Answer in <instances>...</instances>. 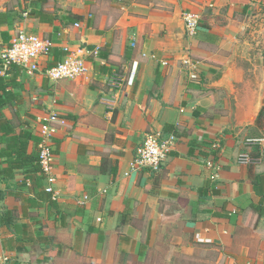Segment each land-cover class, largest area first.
Segmentation results:
<instances>
[{"label":"crops","instance_id":"crops-1","mask_svg":"<svg viewBox=\"0 0 264 264\" xmlns=\"http://www.w3.org/2000/svg\"><path fill=\"white\" fill-rule=\"evenodd\" d=\"M184 12L199 16L193 36ZM0 15V52L17 29L52 42L45 66L67 49L92 52L74 80L17 67L2 76L18 73L13 91L32 133L51 132L56 181L47 193L22 170L0 176V258L264 264V147L244 145L264 138V0H0ZM3 115L13 120L11 108ZM150 133L175 138L156 172L133 167ZM245 151L255 164L239 163Z\"/></svg>","mask_w":264,"mask_h":264},{"label":"built area","instance_id":"built-area-1","mask_svg":"<svg viewBox=\"0 0 264 264\" xmlns=\"http://www.w3.org/2000/svg\"><path fill=\"white\" fill-rule=\"evenodd\" d=\"M182 19L185 33L193 36L199 24V16L192 12H184ZM74 26L79 27V24L77 23ZM51 48L52 42L50 40L24 29H17L8 45L0 52V75H7L12 67H17L28 75L40 73L51 82L74 80L86 74L87 57L89 54H92L87 48L77 47L72 50L67 49L63 61L53 66H45L44 61L49 57ZM93 53L97 54V51ZM110 85L112 87L119 86L118 80L115 77L111 78ZM114 104L110 101L106 103V106L109 110H112ZM50 135L51 132L45 127L41 135L42 142L39 145V165L43 180L45 181V191L47 193H54L53 185L56 181L55 156L53 147L49 141ZM174 143L175 138L173 135L165 137L160 133L147 134L135 150L133 167L150 172L158 171L168 152L174 146ZM244 145L247 151L254 148L262 149L264 147V138H247ZM238 161L240 164L247 166H251L257 162L246 151L238 156ZM206 167L212 170L209 176L210 179H215L213 161L207 160ZM7 260V257H1L0 264H8Z\"/></svg>","mask_w":264,"mask_h":264},{"label":"trees","instance_id":"trees-1","mask_svg":"<svg viewBox=\"0 0 264 264\" xmlns=\"http://www.w3.org/2000/svg\"><path fill=\"white\" fill-rule=\"evenodd\" d=\"M7 16L0 15V26L6 23ZM71 22L81 20L78 16H70ZM12 74L8 78L0 76V176L12 177L13 170H22L25 180L36 182L43 178L39 165V145L41 138L37 137L29 129V124L22 120L19 107L23 99L18 92L13 91L19 88L20 84L16 81L18 73L12 69ZM5 108L12 109L13 120H7L3 115ZM15 108V109H13ZM264 122V108H262L256 119V126L260 127ZM30 144H33V150L28 151ZM106 160H102L103 163ZM5 165V168L2 166ZM110 173L115 174L114 167ZM20 186H25L26 182ZM42 193V192H41ZM43 197V196H42ZM123 223V218L120 220Z\"/></svg>","mask_w":264,"mask_h":264},{"label":"rangeland","instance_id":"rangeland-1","mask_svg":"<svg viewBox=\"0 0 264 264\" xmlns=\"http://www.w3.org/2000/svg\"><path fill=\"white\" fill-rule=\"evenodd\" d=\"M2 2H7L8 0H1ZM3 7H5V6H3ZM6 9H5V11L8 13H10L12 16H16V15H20V13L21 12H19V14H18V11L17 12H15L13 9H10L8 6H6L5 7ZM80 262H81V264H87V261L83 258V256L80 258Z\"/></svg>","mask_w":264,"mask_h":264}]
</instances>
